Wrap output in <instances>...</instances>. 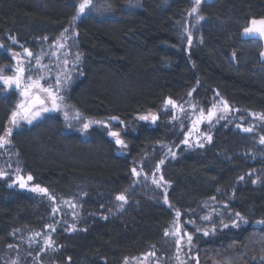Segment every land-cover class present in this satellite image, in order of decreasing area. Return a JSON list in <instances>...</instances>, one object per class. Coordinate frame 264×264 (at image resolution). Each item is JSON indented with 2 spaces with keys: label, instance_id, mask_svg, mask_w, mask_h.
<instances>
[{
  "label": "trees",
  "instance_id": "1",
  "mask_svg": "<svg viewBox=\"0 0 264 264\" xmlns=\"http://www.w3.org/2000/svg\"><path fill=\"white\" fill-rule=\"evenodd\" d=\"M79 2L0 0V68L12 63L17 43L34 51L45 37L72 29L81 64L67 100L87 117L129 121L189 91L201 105L218 95L238 112L264 115L262 42L242 34L250 19L264 18V0H201L203 19L191 43L177 23L195 6L192 0H93L95 8L71 23ZM17 101L16 90L0 85V136ZM162 119L137 124L125 135L123 153L103 130L93 127L84 137L54 114L12 131L22 170L57 199L77 204L73 217L65 221L63 215L56 224L52 247L37 255V264H131L145 254L161 264L173 254L171 237L164 235L173 222L170 207L182 221L207 225L184 226L192 235L191 264H264V224H255L264 221V174L258 180L250 174L262 173L264 158L247 154L259 148L255 134L234 128L239 119L214 127L204 148L163 164L170 207L143 192L117 206L114 197L129 187L132 163L160 160L158 145L173 140ZM211 199L220 211L205 221ZM52 221L44 204L0 179V264L15 250L34 253L27 236Z\"/></svg>",
  "mask_w": 264,
  "mask_h": 264
},
{
  "label": "rangeland",
  "instance_id": "2",
  "mask_svg": "<svg viewBox=\"0 0 264 264\" xmlns=\"http://www.w3.org/2000/svg\"><path fill=\"white\" fill-rule=\"evenodd\" d=\"M194 3V0H192ZM200 15L198 12L192 13L191 10L186 12L181 21L177 23V27L182 34H186L187 39L189 41V37L191 38V42L196 40L197 34V26L200 21ZM257 21H260L264 18H253ZM250 19L247 27L252 26ZM259 27V24L256 25ZM244 28V29H245ZM244 29L242 34L244 37H256L259 38L262 42V51L261 54L264 53V38H261L259 35L250 36L244 34ZM64 34L63 36L61 34ZM53 40L43 39L37 44V48L34 51L29 50L28 48L24 47L21 44H16L17 48L10 52V56L12 57V63L9 66H5L2 69H5L4 75L11 76L15 72V68L17 67V61L20 60L23 62L24 67L27 69L25 72V78L31 76L33 79H37L38 77H44L41 80V83L44 87H48L52 85L55 87V79L57 76L61 79L60 85V95L64 97V100L61 102V109L60 111H50L44 112L41 114L40 117L33 120L32 123L38 121L39 119L43 118L46 115L54 114L58 115L64 123L65 129L68 131H74L79 133L81 136H86L88 131L93 128H99L103 130L107 135L109 129L112 131H116L120 133L121 139L125 141L127 144V140L125 135L132 131H135V126L137 124H145L148 126H154L156 122L163 118L164 122L170 128L171 133L173 134V140L169 142H163L159 144L160 146V153L163 156L160 157V160H155L156 158H152L151 162H142L135 161L132 163V169L135 168L139 175H134L132 172L131 183L129 187L125 189L124 192L115 195V203L118 207L127 204L128 196L129 195H136L139 193H144L143 195L153 199L158 200L163 206L170 207L169 202L165 203V193L167 195L168 190L170 188V182H168L164 178V171H163V164L167 160H174L180 157L182 154L194 151L196 149H201L207 146L212 141V130L219 124H222L226 120L234 121L235 119H239V122H234L233 126L235 129L242 131V128H249L250 124H254L255 126V135H256V142H258L259 136H264V115L257 113V112H238L236 109L231 108L228 104V109L225 110L224 108V100L215 95L211 98V100L206 105H201L197 101H195L192 97V91H189L184 97L178 100H173L177 107L173 108L171 105H167L166 101L170 98L165 99L162 104L160 110H150L145 113L136 115L132 120L123 121L118 120H111V117L106 118H91L87 117L78 110H76L67 100V92L73 83L75 77L80 74V64H81V54L79 53L78 49L74 44L75 33L72 29H69L67 32H62ZM62 43L64 45L63 48L58 47V44ZM24 49H28L33 53L32 57L27 56V53L24 52ZM13 53H18V57H14ZM77 55H79V60L76 59ZM262 56V55H261ZM36 57H39L40 64L44 65L43 69L39 68L36 64ZM264 57V56H262ZM67 61V64L64 62ZM2 88L6 91L8 90H16L18 92V101L24 99L20 95V90L15 88L6 89L2 84H0ZM36 93L41 97V99H45V104L47 107H51V104L46 99V94L40 92L39 90H33V94ZM215 106V107H214ZM40 105L36 106L35 110H39ZM201 110L204 111V118L201 119ZM211 110L214 115L212 119L209 121L207 118L208 111ZM65 112H67V119L65 118ZM77 113H79V118H77ZM151 115L157 116V120L155 123L152 122L151 119L148 120H141L139 117L141 116H149ZM175 117V119H173ZM10 120V119H9ZM89 121H103L105 124L108 125L107 128L102 127L99 124H92L86 131L83 130V124ZM199 121V122H197ZM30 123V124H32ZM23 125H29L26 121H21L20 124L13 128H19ZM240 125V127H237ZM13 126L8 121L6 129L12 128ZM5 129V130H6ZM5 131L2 135H4ZM1 135V136H2ZM109 136V135H108ZM114 142L115 138L109 136ZM208 137H211L209 141ZM10 141V136L7 137ZM185 139H187V143H184ZM203 147H200V145ZM117 145V144H116ZM120 152H125L126 148H121L117 145ZM171 150V151H169ZM171 153H175V157L173 158ZM160 154V155H161ZM250 155V154H249ZM261 155L264 157V146L261 148ZM163 160L164 163L160 164L159 162ZM262 164V163H261ZM157 166H159V171H157ZM262 173H259L260 170H252L254 173H250L254 175V179L258 180L259 174H264V169L262 168ZM0 172H3L4 175L0 176L8 186L11 185V188L14 190L24 192L30 196H32L37 202L44 204L45 207L49 210V216L53 221L48 225L44 226L43 229L31 233L27 236L26 243L28 247L31 248L34 253L31 252H24L23 249L21 251L15 250L14 257L8 259L7 264H33L32 261H36L35 264L38 263V256L40 253H45L49 250L46 246L45 241L50 239V234L53 231L56 224L63 219V215L65 216V221L67 218H71L75 215L77 204L72 199H57L53 195H51L48 191L47 194L41 192H34L31 191V188H34L36 183L32 180L28 181L27 177L29 176L22 170V166L20 161L17 157V153L11 146V142L5 144L3 147H0ZM163 177L161 181V186L157 187L152 181L155 178L156 180H160V177ZM19 177H23L26 183V187L21 188ZM40 186V185H39ZM10 187V186H9ZM43 188L42 186H40ZM123 194L126 197V202L119 201L116 199L118 195ZM50 197H54L50 199ZM131 199V198H130ZM67 202V203H66ZM74 205V207H73ZM215 201L209 200L205 204V210L207 212L204 217H209V219H204L205 221L210 220L213 216L211 215L214 212L220 211L218 206L215 207ZM57 208L58 211L53 213L52 209ZM173 213V222L169 228V237H171L173 247V254L171 255L170 260H162L161 264H191L190 259L192 258V250L189 248L190 246L187 244V237L185 236L184 239L181 241V244L178 246L176 244L177 237L172 235L171 232L174 230V225H178L181 228V234L184 232H189L185 229L184 226L190 227L192 229H201L205 228L207 225L202 223L194 224L193 222L188 221L187 219L182 221L180 216H176L177 210L170 207ZM185 222V223H184ZM255 224L261 225V223L256 222ZM51 226V227H49ZM150 256L145 254L144 256L135 259L132 261L131 264H158L159 262L155 261L154 263L149 262ZM30 261V263H29Z\"/></svg>",
  "mask_w": 264,
  "mask_h": 264
},
{
  "label": "snow or ice",
  "instance_id": "3",
  "mask_svg": "<svg viewBox=\"0 0 264 264\" xmlns=\"http://www.w3.org/2000/svg\"><path fill=\"white\" fill-rule=\"evenodd\" d=\"M201 3V0H194L195 6L192 8L191 12L194 14L197 12L198 6ZM95 8V4L93 3V0H80L78 5L76 6V12L75 15L72 17L71 23H75L76 20H78L81 16L85 15L87 12L92 11ZM199 19H203V17H200ZM252 26L247 27L244 29V34L245 35H250V36H256L259 35L261 38H264V19L257 21L253 19L251 21ZM259 24V27H256V25ZM68 29H65V32H67ZM62 36L64 35L63 33L61 34ZM47 39V37H45ZM15 42V40L13 41ZM189 43H191V38L189 37ZM3 45H0V48H2ZM58 47L63 48L64 45L62 43L58 44ZM24 52L27 53V56L32 57L33 53L29 51L28 49H24ZM264 56V53L261 54ZM14 57H18V53H13ZM79 55H77L76 59L79 60ZM67 64V61L64 62ZM36 64L39 68L43 69L44 65L40 64V59L39 57H36ZM5 69L0 68V84H2L6 89H12L15 88L17 90H20V95L24 99L19 101L16 104V108L14 111H12L11 116H10V124L13 126L12 128H8L5 130L4 135L0 136V147H3L5 144L9 143L10 141L7 139V137L11 136L13 128L18 126L21 121H26L27 123H32L33 120L37 119L38 117L41 116L42 113L44 112H50V111H60L61 109V102L64 100V97L60 95V85H61V79L59 76L56 77L55 79V87L52 85H49L48 87H44L43 84L41 83V80L44 79V77L40 76L37 79H33L31 76H28L25 78V72L27 69L24 67L23 62L18 60L17 61V67L15 68V72L11 76H6L4 75ZM33 90H39L40 92H43L46 94V99L47 101L50 102L51 107H47L45 104V99H41L39 95H34ZM167 105H171L173 108L177 107L174 101L171 99L166 101ZM40 105V109L37 111L36 106ZM215 107V106H214ZM224 108L225 110L228 109V105L226 102H224ZM67 112H65V118L67 119ZM214 113L209 110L207 113V118L210 121L213 117ZM77 118H79V113H77ZM204 118V111L201 110V119ZM264 118V117H262ZM111 120H118V117H111ZM141 120H148L151 119L153 123L157 120V116L151 115L149 116H141L139 117ZM175 119V117H173ZM199 122V121H197ZM99 124L102 127L107 128L108 125L105 124L103 121H89L87 123L83 124V130H87L92 124ZM123 123V121H121ZM237 127H240V125H237ZM242 131L244 132H251L252 128H242ZM108 135L115 138V143L119 145L122 149L127 147V144L123 139L120 137V133L116 131H112L109 129ZM209 141L211 140V137H208ZM187 139H185L184 143H187ZM260 143L264 144V137L260 138ZM200 147H203L201 144ZM171 151V150H169ZM173 158L175 157V153H171ZM160 164H163L164 161L161 160L159 162ZM157 171H159V166H157ZM132 172L134 175H139V173L136 171L135 168L132 169ZM4 173L0 172V176H3ZM19 182H20V187L24 188L26 187V183L23 177H19ZM241 180L244 179V177H240ZM28 181L32 180V176L29 175L27 177ZM163 180V177H160V180H156L155 178L153 179V183L157 185V187L161 186V181ZM253 183H256L255 180L252 181ZM11 187V185H9ZM31 191L34 192H41L47 194V189L46 188H41L39 185H36L34 188L30 189ZM50 199L54 200V197H50ZM117 200L119 201H124L126 202V197L121 194L116 197ZM165 203H168L167 200V195L165 193ZM67 203V202H66ZM74 207V205H73ZM53 213L58 211L57 208L52 209ZM181 213L179 211L176 212V216L179 217ZM237 217H239L240 220H244L243 216H241L240 213H235ZM204 219H209V217H204ZM244 223H247V221H244ZM258 223L264 224V221H259ZM233 227H238L239 225L236 222H233L232 224ZM51 227V226H49ZM224 227H228L227 224L224 225ZM54 231V229H53ZM170 233L169 231H165L164 235L168 236ZM172 235L177 237L176 244L179 246L181 244V241L184 239V237H187V244L191 246L192 242V235L188 234L187 232H184L181 234V228L178 225H174V230L171 232ZM204 235H208L207 232L204 233ZM45 244L48 248L52 247L53 242L49 239L45 241ZM9 247H12L9 245ZM151 255H155V253H151ZM261 260L264 261V257H261ZM125 264H127V260H125ZM197 264H199V261L197 260Z\"/></svg>",
  "mask_w": 264,
  "mask_h": 264
},
{
  "label": "flooded vegetation",
  "instance_id": "4",
  "mask_svg": "<svg viewBox=\"0 0 264 264\" xmlns=\"http://www.w3.org/2000/svg\"><path fill=\"white\" fill-rule=\"evenodd\" d=\"M249 127L252 128V131L251 132H241L240 130L236 129L238 132H240L241 134H244V135H253L255 133V126L254 124H250ZM263 137V136H259L257 137L258 138V142L256 143V147H258V151L256 153L252 152L251 150H249L247 152V154L249 156H251L252 160H255L256 158H259L261 161L263 160L264 157H262L261 155V148L264 146V144H261L260 143V138Z\"/></svg>",
  "mask_w": 264,
  "mask_h": 264
},
{
  "label": "water",
  "instance_id": "5",
  "mask_svg": "<svg viewBox=\"0 0 264 264\" xmlns=\"http://www.w3.org/2000/svg\"><path fill=\"white\" fill-rule=\"evenodd\" d=\"M34 95H37L36 93H34ZM264 137V136H263Z\"/></svg>",
  "mask_w": 264,
  "mask_h": 264
}]
</instances>
